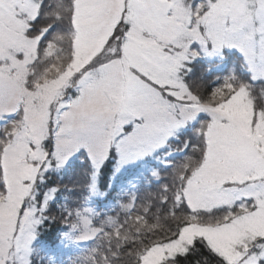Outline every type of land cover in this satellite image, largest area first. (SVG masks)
<instances>
[{
  "label": "rangeland",
  "instance_id": "obj_1",
  "mask_svg": "<svg viewBox=\"0 0 264 264\" xmlns=\"http://www.w3.org/2000/svg\"><path fill=\"white\" fill-rule=\"evenodd\" d=\"M68 1L0 0V122L22 107L14 116L15 121L4 128L0 140V264H29L38 213L48 200L38 208L34 187L38 176L49 170L53 156L57 164L65 166L83 145L95 170L90 198H101L113 185L103 190L98 184L100 169L113 149L118 154L114 180L120 172L164 146L178 129L190 125L202 126L206 156L202 162L196 161L199 157L195 159L193 164L199 163L186 180L187 203L195 213L190 214V221L194 224L189 225L171 249L185 248L199 237L229 263L236 264V250H243L240 246L246 238L264 235V93L260 95L262 103L253 105L246 92L247 85H233L232 69L221 83L206 92L207 100L195 94L198 92L195 87L190 88L192 82L196 84L191 77L193 70L185 78L188 87L175 74L166 76L159 83L173 85L170 91L176 98L169 101L160 97L159 91L152 90L155 97L166 103L147 109L155 114L150 135L139 141L137 155L128 156L119 141V127L127 116L136 79L128 66L135 64L132 57L141 48H156L155 41L133 37L123 46V58L116 59L111 56L117 51L115 42L105 49L111 27L85 34L83 26L90 21L83 18L79 7L73 11V3L78 0ZM197 2L177 0L178 15L185 23L195 18ZM229 5V11L238 21L237 32L217 40L216 46H206L193 61L202 58L221 61L227 51L239 48L248 68L255 75H262L257 69L264 65V0H229ZM71 11L69 21L67 16ZM40 12L49 22V13L64 16V23L69 24L64 38L53 35L47 41H39L43 30L38 28L41 24L33 21ZM47 27L50 24L45 23L44 28ZM187 37L208 40V34L196 30L195 25L188 30ZM94 59L99 63L86 69ZM100 64L104 65L102 75L97 71ZM85 78L87 82L81 87ZM68 100L71 103H66ZM62 108L54 153L49 154L47 141L56 124L54 115ZM145 112L141 103L138 113ZM208 115L213 118L208 120ZM157 175L153 172V176ZM141 180H132L120 189L127 191ZM242 185L246 186L241 188ZM225 205L238 206L224 217L223 223L214 215L201 218L195 212ZM202 220L210 224H197ZM83 224L85 232L76 241H87L96 234L88 219ZM165 254L166 250L158 247L145 264H156Z\"/></svg>",
  "mask_w": 264,
  "mask_h": 264
},
{
  "label": "trees",
  "instance_id": "obj_2",
  "mask_svg": "<svg viewBox=\"0 0 264 264\" xmlns=\"http://www.w3.org/2000/svg\"><path fill=\"white\" fill-rule=\"evenodd\" d=\"M66 5L64 3V8ZM44 11L48 12L45 8ZM55 13L47 15L51 22L45 21L46 17L41 16V12L34 21L35 24H41L38 27L41 31L45 23L52 26L44 41L53 35L54 38H64L69 30V24L64 23V16L57 17ZM67 17L71 21L72 11ZM63 23L64 26L60 28ZM226 54V58L221 61H208L204 58L193 61L191 68L194 75L191 77L196 80L198 88L193 82L190 88L193 90L195 87L198 92L194 93L207 100L206 92L221 83V79L232 69L233 85H247L246 92L253 105L261 104L263 99L260 95L264 93V86L252 81L242 55L237 51H227ZM199 85L206 88L202 90ZM197 126L178 129L164 146L118 174L114 180L117 149H113L98 179L103 190L113 185L101 198H90L95 170L85 151H80L65 166L57 164L51 155L49 170L38 176L34 187V200L38 208L44 205L45 199L48 200L45 208L38 213L39 223L29 264H73L74 253L78 254L76 264H145L149 254L158 247L165 249L166 254L156 264H232L199 237L185 248L171 249L189 225L194 224L190 221V214L195 213L187 203L185 190L186 180L206 156L204 131L201 125ZM2 131L0 124V140ZM55 135L53 128L50 139L54 145L52 153L55 149ZM197 157L199 160L196 161L199 162L194 165ZM155 171L158 172L157 178L152 175ZM140 177L143 180L135 187L127 191L120 189L121 185ZM237 206L225 205L195 212L201 218L214 215L216 220H222L223 223L224 217L237 210ZM84 219H89L91 228L97 230L95 237L87 242L71 241L84 231ZM197 224L206 225L210 222L202 220L197 221ZM182 252L187 254L178 255Z\"/></svg>",
  "mask_w": 264,
  "mask_h": 264
},
{
  "label": "snow or ice",
  "instance_id": "obj_3",
  "mask_svg": "<svg viewBox=\"0 0 264 264\" xmlns=\"http://www.w3.org/2000/svg\"><path fill=\"white\" fill-rule=\"evenodd\" d=\"M76 7L81 9L83 18L90 21L83 26L85 34L95 29L102 32L105 28L111 27V35L105 49L110 48L115 42L117 51L111 53V56L116 59L123 58V46L133 37L149 42L155 41L156 48H141L132 57L135 64L128 66L132 77L136 79L133 81L134 87L127 116L119 127L120 145L128 156L137 155L139 141L150 135L151 119L155 114L147 109L152 105L163 106L166 103L163 99L155 97L152 90L159 91L160 97H167L169 101L176 98L170 91L173 85H162L159 81L175 74L183 86L188 87L185 78L192 72L190 65L193 60L201 55L206 46H216L217 40H223L237 32L238 21L229 11V0H199L195 4V18L188 23L178 15L177 0H78V3H73V11ZM37 18L38 16L34 21ZM193 25L202 34H208L207 42L188 39L187 32L193 29ZM51 28L52 26L43 29V35L38 37L40 42L48 38L46 33ZM236 50L242 54L241 49ZM176 53L182 55L178 56ZM97 63L99 62L94 59L86 69L94 68ZM103 68L104 65L100 64L97 69L101 75ZM247 70L253 81L264 86V74L255 75L252 68ZM257 70L264 73V65L259 66ZM86 82L87 78L81 82V87ZM141 103L146 110L144 115L138 113ZM212 118L208 115V120ZM47 143L51 154L53 142L49 140ZM82 150L86 151L83 145L77 148L76 153ZM111 151L109 149V154ZM193 243L195 244V241ZM240 247L243 250H237L236 264H264V235L249 236ZM186 254L182 252L178 255Z\"/></svg>",
  "mask_w": 264,
  "mask_h": 264
},
{
  "label": "bare ground",
  "instance_id": "obj_4",
  "mask_svg": "<svg viewBox=\"0 0 264 264\" xmlns=\"http://www.w3.org/2000/svg\"><path fill=\"white\" fill-rule=\"evenodd\" d=\"M125 53V52H124Z\"/></svg>",
  "mask_w": 264,
  "mask_h": 264
}]
</instances>
